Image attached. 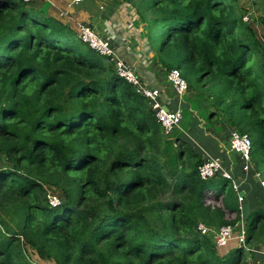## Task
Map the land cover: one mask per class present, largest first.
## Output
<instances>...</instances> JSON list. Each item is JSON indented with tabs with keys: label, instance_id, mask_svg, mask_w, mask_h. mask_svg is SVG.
<instances>
[{
	"label": "trees",
	"instance_id": "obj_1",
	"mask_svg": "<svg viewBox=\"0 0 264 264\" xmlns=\"http://www.w3.org/2000/svg\"><path fill=\"white\" fill-rule=\"evenodd\" d=\"M121 1L167 73L248 135L253 159L264 155V41L241 3ZM44 7L0 0V264H264L253 250L263 192L245 217L251 262L244 247L222 254L216 233L242 220L246 198L228 179H202L188 141L171 165L150 102Z\"/></svg>",
	"mask_w": 264,
	"mask_h": 264
},
{
	"label": "crops",
	"instance_id": "obj_2",
	"mask_svg": "<svg viewBox=\"0 0 264 264\" xmlns=\"http://www.w3.org/2000/svg\"><path fill=\"white\" fill-rule=\"evenodd\" d=\"M43 1L42 4L45 6V12L51 16L59 19L58 14L62 12L67 13L69 17L72 16L69 22L75 25V27H72L73 29L76 30L77 23L75 20L77 19L78 21L91 25V27L95 28L104 38L108 39L113 48L115 47L114 49L117 56L135 70L140 81L146 87L157 89L161 92L160 99L164 104V109L182 110L181 104L183 103L188 107V110L194 113L193 120L188 121L185 127L182 126V134H178L176 140H174V150H176L177 146L180 144L178 141H188L193 152L201 155L203 160L206 158L221 159L224 162L225 169L231 173L234 181L240 185L241 191H245L244 197L247 200V204L246 208L244 209L243 207L241 211V215L245 220V217L254 208L249 205V197L251 198L254 194L258 193V191H261L263 192L261 197L264 200V188L261 186L254 161H252L253 167L248 172L244 171V159L230 147L231 134L236 129L229 126L219 112L211 119L210 115L216 112L215 110L211 111L213 108H211V106L209 107V103H206V105L202 100V105H204L206 111L204 116L199 114L195 104L196 102L200 103L198 99H203L205 97L201 98L196 94L188 92L184 98H179L176 90L168 80L167 71L158 62L155 53L150 50L147 44L146 25L143 24L142 21L136 20L138 18L137 15H134L136 19L127 15L129 13H134L133 11H129L131 8L127 5H125V8V6L120 5L118 1L113 0H96L97 3L103 2L104 9L100 12L90 6H86V4H84L86 0L75 6H71L72 0ZM241 5L246 9V12H250L251 14L256 12L257 15H259V13L264 15V0H258V2L255 3L245 2ZM126 10H128V12H126ZM129 18L134 20L130 22L128 21ZM135 22H138L140 26L134 27ZM70 23L65 24L71 26ZM186 98L191 100L185 103L184 99ZM196 142L198 143L196 144ZM171 154L174 155L172 156L173 163H171L174 165L175 151L171 152ZM259 198L260 197L257 196L256 201H252V205L256 206L259 204ZM231 245L233 246V244H229L227 247L228 249L225 248L221 250V253H228L231 250L230 248H233ZM254 250L260 254V256L264 257V242L257 245Z\"/></svg>",
	"mask_w": 264,
	"mask_h": 264
},
{
	"label": "built area",
	"instance_id": "obj_3",
	"mask_svg": "<svg viewBox=\"0 0 264 264\" xmlns=\"http://www.w3.org/2000/svg\"><path fill=\"white\" fill-rule=\"evenodd\" d=\"M27 3L36 2L37 0H24ZM84 0H72L71 6L79 5L83 3ZM241 3H255L258 0H238ZM63 14V12L61 13ZM67 15V13H64ZM253 14L258 17H264L262 13L259 15L256 12L252 14L250 12H246L243 16V21L246 23H253ZM252 21V22H251ZM77 33L80 40L88 44L91 48L99 52L101 55L107 57L110 62L115 65L117 73L120 77L126 79L129 83L133 84L137 91L142 94L152 106L154 112L156 113V117L162 129L164 131V135L169 138L171 134L174 133L176 129H178L183 121V113L182 110H165L164 104L161 101V92L157 89L146 87L139 79V76L135 72L134 69L129 67L127 63H125L122 59H120L115 50L113 49L112 44L106 39L99 36L93 27L89 25L77 24ZM262 40L264 41V36L261 34ZM168 80L176 90L179 98H184L188 93V84L183 79L179 70H173L168 74ZM231 149L239 154L244 159V171L248 172L252 166V140L248 135L241 134L237 130H235L231 134L230 140ZM204 163L199 167L200 177L204 180L211 179L217 176H221L225 179L232 181L234 190L238 193L241 192L240 185L234 181L233 176L230 172L225 169L224 162L219 158H206L204 159ZM258 177L261 181V186L264 188V177L258 173ZM215 193H210V195L214 196ZM61 196L57 193H49V201L51 206H59L61 204ZM244 197L239 196V202L242 203ZM209 203H211L209 201ZM242 211V207H241ZM242 216V215H241ZM241 222V223H240ZM237 223L235 226L233 225H225L219 229L216 233V243L219 249H224L229 246L232 241H235L237 246L244 247L249 250L246 245V230H245V220L242 217V220ZM238 227V228H236ZM238 230V231H237ZM199 231L206 235L210 232L205 225L199 226Z\"/></svg>",
	"mask_w": 264,
	"mask_h": 264
},
{
	"label": "rangeland",
	"instance_id": "obj_4",
	"mask_svg": "<svg viewBox=\"0 0 264 264\" xmlns=\"http://www.w3.org/2000/svg\"><path fill=\"white\" fill-rule=\"evenodd\" d=\"M85 1V0H84ZM116 1H118L119 2V4L120 5H122V6H125V4L121 1V0H116ZM44 1L43 0H37L36 1V3H43ZM241 3V2H240ZM84 4H86V6H90V7H92V8H94L95 10H97V11H102V9H104V6H103V2L102 3H97V1L96 0H86L85 2H84ZM242 4V3H241ZM125 8H126V6H125ZM130 12H131V9L129 10ZM126 12H128V10H126ZM127 15H130L131 17H133V18H135V16L134 15H136L135 13H132V14H127ZM58 16H59V19H60V21L62 22V21H64L65 23H70L69 22V20H71L72 19V16H70L69 17V15L67 16L66 14H61V13H59L58 14ZM138 17V16H137ZM261 18H263L262 16L261 17H258V16H255L254 14H253V19H252V21L254 20V22H253V24L254 25H256L257 26V28H258V30H259V32H260V34H262L263 36H264V26H262V23H260L261 22ZM58 19V20H59ZM136 19V18H135ZM134 19H132V18H129V20L128 21H130V22H132ZM136 20H139V21H141V19H139V18H137ZM251 21V22H252ZM63 22V23H64ZM75 22L77 23V24H82V25H89V24H87V23H84V22H81V21H78L77 19L75 20ZM72 23V22H71ZM70 23V24H71ZM75 23V24H76ZM77 24H76V30H77ZM75 27V25H72L71 24V27ZM89 26H91V25H89ZM138 27V26H140L139 25V23L138 22H135L134 23V27ZM94 30H95V32L99 35V36H101V37H103V35H101L95 28H94ZM104 38V37H103ZM108 40V39H107ZM109 41V40H108ZM110 42V41H109ZM115 48V47H114ZM113 48V49H114ZM115 50V49H114ZM201 98H203V97H201ZM205 99V100H204ZM189 100H191V99H189V98H186V99H184V101H185V103H187ZM202 100H203V103L204 104H206V103H209L210 105H209V107L211 106V108H213L211 111H214L215 110V112H217V110H216V108H214L213 107V105L211 104V102H210V99H208V98H203V99H198V102H200V103H197L196 102V104H195V107H196V110H198V112H199V114H201L202 116H204L205 115V108H204V105H202ZM209 101V102H208ZM207 105V104H206ZM181 109H182V113H183V119H184V117H185V119L183 120V122H182V124H181V126L178 128V129H176L175 131H174V133L173 134H171L170 136H169V138H167L166 140L168 141L167 142V147L164 149V153H165V157H166V159L169 161V163L171 164V163H173V161H172V156H174V155H172L171 154V152H173V151H175L174 149V147H173V143H174V140H176V137L178 136V134H182V131H181V128H182V126L183 127H185L186 125H187V122L188 121H191V120H193V116H194V113H192L190 110H188V107H186V105H184L183 103L181 104ZM211 114V113H210ZM209 114V115H210ZM239 132V131H238ZM197 139V138H196ZM173 140V141H172ZM194 142V141H193ZM198 142H196V144H197ZM262 153H258L257 155H255L254 156V159H253V157H252V160L253 161H255L256 162V164H258V165H260L261 166V168H262V172H263V174H264V155H261ZM254 162V163H255ZM4 162H3V159L1 158V156H0V168L1 167H3L4 165ZM172 165V164H171ZM46 188H48V193H50V194H52V193H57L58 192V190H56V189H54V187H49V186H46ZM50 191V192H49ZM59 193V192H58ZM57 193V194H58ZM59 196H61L60 195V193L58 194ZM220 206H222V205H220ZM232 220L233 219H235L234 217H232L231 218ZM241 223V222H240ZM236 228H238V227H236ZM238 231V230H237ZM230 244H233V249H236V247H237V244H236V242L235 241H232ZM256 246H254L253 247V250H254V248H255ZM228 249V248H227ZM230 249H232V248H230ZM223 250V249H222ZM247 250V249H246ZM249 252H250V248H249V250H247V253L248 254H246L245 255V259L247 260V261H249V262H251V255L249 254ZM254 252H255V250H254ZM37 264H47V263H45V262H42V261H38V263ZM50 264H52V263H50Z\"/></svg>",
	"mask_w": 264,
	"mask_h": 264
},
{
	"label": "water",
	"instance_id": "obj_5",
	"mask_svg": "<svg viewBox=\"0 0 264 264\" xmlns=\"http://www.w3.org/2000/svg\"><path fill=\"white\" fill-rule=\"evenodd\" d=\"M165 110H169L168 108H165ZM239 196L240 197H244L245 196V191H241L240 193H239Z\"/></svg>",
	"mask_w": 264,
	"mask_h": 264
}]
</instances>
